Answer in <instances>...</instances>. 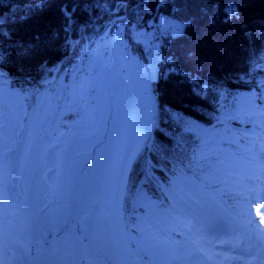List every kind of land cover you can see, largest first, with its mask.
Returning <instances> with one entry per match:
<instances>
[{"label": "trees", "instance_id": "obj_1", "mask_svg": "<svg viewBox=\"0 0 264 264\" xmlns=\"http://www.w3.org/2000/svg\"><path fill=\"white\" fill-rule=\"evenodd\" d=\"M116 15H126V35L129 25L152 20L160 45L151 145L138 150L130 165L125 218L152 222L164 213L170 199L160 184L170 188V177L181 174L236 206V195L211 182L200 152L221 134L241 139L233 127L253 124L250 106L264 109V0H0L3 143H16L46 78H53L49 92L55 95L58 78L70 80L79 63L80 72L87 71L89 58L80 60L83 50H92L97 32ZM79 114L76 103L69 104L62 128ZM2 115L15 120L9 123ZM254 125L264 129L261 112Z\"/></svg>", "mask_w": 264, "mask_h": 264}, {"label": "rangeland", "instance_id": "obj_2", "mask_svg": "<svg viewBox=\"0 0 264 264\" xmlns=\"http://www.w3.org/2000/svg\"><path fill=\"white\" fill-rule=\"evenodd\" d=\"M104 33H99L97 43L90 53L91 61L88 71L79 76L74 86L69 85L71 92L66 102L75 101L82 107L81 116L70 128L64 131L58 122L52 130L47 127L62 99L60 90L57 95H52L48 91V85L52 81V77H48L35 94L34 102L27 111L25 119L22 120L23 127L14 149H11L12 146L9 144L2 143L4 132L0 129V264L6 263L1 258V252L9 253L10 256L11 251L8 250L15 251L21 248L25 250L27 231L33 222L43 227L48 226L50 217L43 211V204L49 197L48 185L44 179L47 166L57 164L65 154L72 153L81 140L89 142L94 138L98 129L96 124L105 114V105H98L92 114H88L92 120H95L90 128L77 127V123L85 113L86 106L94 104L97 90L93 86L95 79L103 72L109 71L115 94L118 95L121 92L125 54L120 49L119 41L107 39ZM150 105L154 108L152 99ZM116 109L119 116L118 128L113 131L111 129L103 131L104 133L101 130L100 134L109 137L123 136L124 134L119 133L122 129L133 136L127 147V158L123 165L127 168L134 154L147 144L149 132L146 128L138 129L140 112L131 97L126 102L122 98L117 99ZM248 113L251 115V120L255 122L256 110L252 108L248 110ZM14 115L20 118V113ZM2 117L7 118L9 123L15 120L13 116L9 118L8 115H2ZM241 132L245 134L244 142L237 144L234 137L225 138V141L227 144H234L239 149H244L249 159H229L228 148L224 145L208 147L203 150V153L205 156L214 157L208 161L213 169L223 174L218 175L217 179L226 181L228 187L234 190L236 187H241V177L254 179V185L249 184L246 190L242 189L248 196L239 203L244 212H233L221 199L191 176L178 175L171 180L172 189L169 193L172 201L165 215L167 223L159 221L162 229L157 230L143 219L137 220L134 227H131L122 213V191L119 206L121 225L125 239L135 252V257L140 264H205L206 255L217 253L205 245L208 243V236L203 228V219L206 218V214L207 217L212 216L218 223H222L225 214L219 205H225L234 215L249 221L250 228L260 232L264 239V204L261 202L264 199V153L258 151L254 143L258 138L263 140L264 145V134L258 131L255 135ZM2 159H8V162L3 163ZM254 164H258L257 169L252 167ZM14 172H16L15 179L12 176ZM251 189L255 194L252 198ZM166 224L176 227V233L167 230ZM197 226L199 236H194L193 229ZM180 250L183 251L182 254H179ZM138 253L145 255L146 261H142L137 256ZM15 256L13 254L9 257L8 264H17ZM187 256H189L188 259ZM192 256L195 258L191 259ZM220 256L223 259L228 257H223L222 254Z\"/></svg>", "mask_w": 264, "mask_h": 264}, {"label": "bare ground", "instance_id": "obj_3", "mask_svg": "<svg viewBox=\"0 0 264 264\" xmlns=\"http://www.w3.org/2000/svg\"><path fill=\"white\" fill-rule=\"evenodd\" d=\"M111 77L109 71H105L95 79V105L86 107L77 123V127L90 128L95 120L88 114H92L98 105H105V114L96 124L98 129L94 138L89 142L81 140L72 153L65 154L57 164L45 169L49 197L43 204V211L50 221L47 227L32 223L27 231L25 250H8L10 256L16 255L15 263L54 264L58 254L67 251L72 255L73 264H140L125 239L119 208L126 174L123 165L133 136L122 129L119 133L123 136L100 134L101 130L118 128L116 102L121 98L114 92ZM123 99L126 101L125 95ZM147 115L146 111L140 112L138 129ZM56 122L57 114L51 118L48 129L52 130ZM227 157L238 159L232 154ZM252 167L257 169L258 164ZM12 176L15 179L16 172ZM242 189L245 190V186L239 188ZM219 207L225 214L222 223L206 214L203 219L208 246L218 250V256L210 258L208 264H242L264 257L261 233L251 229L249 221L237 217L226 206ZM197 230L198 227L193 229L194 236H199ZM230 250L229 260L220 258L219 254ZM182 252L180 250L179 254ZM3 253L1 258L8 264L9 253Z\"/></svg>", "mask_w": 264, "mask_h": 264}, {"label": "built area", "instance_id": "obj_4", "mask_svg": "<svg viewBox=\"0 0 264 264\" xmlns=\"http://www.w3.org/2000/svg\"><path fill=\"white\" fill-rule=\"evenodd\" d=\"M142 36L143 35H141V37ZM145 38H147V43H148V45H147L148 47L147 48H151L153 51L155 50L154 53L156 54L157 48H156V45H155V42H154V35H152L150 32H148L147 36H145ZM154 53L149 56V60H152V62H155V54Z\"/></svg>", "mask_w": 264, "mask_h": 264}]
</instances>
